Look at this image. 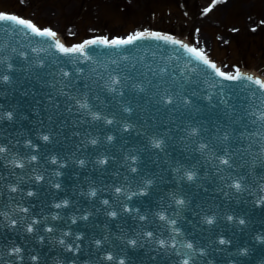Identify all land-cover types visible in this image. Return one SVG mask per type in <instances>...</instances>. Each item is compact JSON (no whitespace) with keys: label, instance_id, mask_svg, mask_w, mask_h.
<instances>
[{"label":"water","instance_id":"obj_1","mask_svg":"<svg viewBox=\"0 0 264 264\" xmlns=\"http://www.w3.org/2000/svg\"><path fill=\"white\" fill-rule=\"evenodd\" d=\"M55 42L0 20V264H264V89L156 36Z\"/></svg>","mask_w":264,"mask_h":264},{"label":"rangeland","instance_id":"obj_2","mask_svg":"<svg viewBox=\"0 0 264 264\" xmlns=\"http://www.w3.org/2000/svg\"><path fill=\"white\" fill-rule=\"evenodd\" d=\"M0 11L50 27L67 44L164 31L200 45L228 71L245 68L264 80V0H0Z\"/></svg>","mask_w":264,"mask_h":264},{"label":"snow or ice","instance_id":"obj_3","mask_svg":"<svg viewBox=\"0 0 264 264\" xmlns=\"http://www.w3.org/2000/svg\"><path fill=\"white\" fill-rule=\"evenodd\" d=\"M217 0H213V3H216ZM209 9H205V11L207 12ZM0 20H11V21H14L20 25H23L25 27H28L30 28L33 32H35L36 34H41V35H48V36H51V37H55L56 36V33L51 31L50 29H44V30H40L38 29L35 25H33L31 23V21H27V20H24L22 18H19L15 15H10V14H5V13H0ZM145 35H150V36H156V37H159L161 39H164V40H170L172 41L173 43H176V44H180L181 42L178 41V40H175L173 39L171 36H160L159 33H136L134 36H129L127 39H123V40H120V39H114V40H107V39H99V40H91V41H85L83 44H80V45H74L72 47H65L63 44H61L59 42V40H57L55 42V46L61 51V52H65V53H72V52H77V51H82L84 49V47L88 44H94V43H104V44H126V43H131L134 39H138L140 37H143ZM183 47H185L189 52L191 53H195L197 58H199L200 60L203 61V63L205 64H208L211 68H213L216 72V74L218 76H221V77H224L226 79H229V80H237V79H240L241 77H243L244 79H247L249 81H252L253 83L257 84L260 86V88L264 89V80H261L260 78H254L253 76L251 75H245V74H242L239 72V70L236 71L235 74H231V73H225V72H222L218 67H216L215 64H212L203 54V50H198L196 48H193V47H189L187 45H182ZM4 80H7L8 77L7 76H4L3 77ZM86 106V105H85ZM109 123H111V121H109ZM44 140H48V137L47 136H44L43 137ZM109 140L112 139V137H108ZM93 144L96 143L95 140L92 141ZM155 146L159 147V144L160 142L159 141H155ZM201 147H204L203 145H201ZM4 151L3 148H0V152ZM33 160L36 159L35 156L32 157ZM133 159H135L133 157ZM53 162H55V160L53 159ZM224 163H227V161H223ZM81 163H83V161H81ZM100 163H104V161H100ZM133 171H135V169H133ZM187 177L189 180L192 179V174L191 173H188L187 174ZM37 179H40V177H37ZM150 183V181H149ZM237 188H239V184H236L235 185ZM13 191H15V189L13 188L12 189ZM117 192L120 191L119 188L116 189ZM92 195H95V192L93 191L91 193ZM29 195H32V193H29ZM66 203V202H65ZM105 204H107V201H104ZM178 204H182L183 201L181 200H178L177 201ZM56 207H60V205H56ZM110 215L112 216H115L116 213L115 212H112L110 213ZM141 219H143V217H141ZM161 219H164V216L161 215ZM229 219H231V217H229ZM13 223H15L13 221ZM172 223H175L174 221H172ZM208 223H212V220L211 218L208 219ZM241 223H243V221H241ZM28 231H32V228H31V225H29V228H28ZM148 235H151L150 233ZM62 242V241H61ZM97 243H99V241H97ZM134 243V242H133ZM161 243H163V241H161ZM220 243H225V241L221 240ZM188 248H191L192 245L191 244H188L187 245ZM13 251L15 252H19L20 249L19 248H16L14 249ZM109 259H111V257H108ZM33 259H35V257H33ZM121 264H123V262H121ZM183 264H188V261L185 260L183 262Z\"/></svg>","mask_w":264,"mask_h":264},{"label":"bare ground","instance_id":"obj_4","mask_svg":"<svg viewBox=\"0 0 264 264\" xmlns=\"http://www.w3.org/2000/svg\"><path fill=\"white\" fill-rule=\"evenodd\" d=\"M59 36V35H58Z\"/></svg>","mask_w":264,"mask_h":264}]
</instances>
